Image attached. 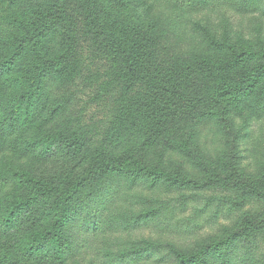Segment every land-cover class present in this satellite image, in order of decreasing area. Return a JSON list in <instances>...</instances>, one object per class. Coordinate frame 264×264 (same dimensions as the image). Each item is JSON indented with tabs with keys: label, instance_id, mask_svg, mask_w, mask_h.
<instances>
[{
	"label": "rangeland",
	"instance_id": "374dc122",
	"mask_svg": "<svg viewBox=\"0 0 264 264\" xmlns=\"http://www.w3.org/2000/svg\"><path fill=\"white\" fill-rule=\"evenodd\" d=\"M151 1L66 0L76 29L74 53L91 58L90 81L98 80L96 70L102 73L95 65L111 58L142 66L137 69L142 74L130 82L137 103L110 124L107 119L120 111H104L101 103L90 102L89 86L76 80L50 83L46 113L25 122L33 134L27 141L34 144L6 152L0 143V176L9 180L0 188V264H106L91 261L97 235L83 226L76 253L65 256L56 220L69 184L93 172L103 158L124 157L169 175L132 174L123 181L125 218L141 212L160 216L148 225L122 224L109 236L124 243L122 248L152 241L159 249L147 264H176L178 254H193L234 234L237 253L264 252V119L259 125L246 111L233 109L218 114L216 123L201 125L202 118L209 123L216 115L203 111L220 108L209 97L216 84L242 82L247 71L261 69L255 52H264L259 48L264 0L242 10L230 0H210L211 9L186 17L213 21L222 52L206 51L192 34L191 22L184 33L156 24L159 11ZM38 9L33 6L31 14L37 16ZM6 58L0 43V96L8 103L25 96L42 64L26 58L8 63ZM67 87V105L55 114ZM259 126L254 141L244 135ZM143 197L155 203L144 204ZM223 248L210 247L203 254L212 261Z\"/></svg>",
	"mask_w": 264,
	"mask_h": 264
},
{
	"label": "trees",
	"instance_id": "16d2710c",
	"mask_svg": "<svg viewBox=\"0 0 264 264\" xmlns=\"http://www.w3.org/2000/svg\"><path fill=\"white\" fill-rule=\"evenodd\" d=\"M211 1L152 0L151 6L159 11L157 14L159 18L155 19L156 24L163 23L170 30L184 33L187 30V23L191 22L192 34L197 36L202 46L206 47V51L220 50L222 52L223 46L213 21L208 18L194 20L186 18L191 13L211 9L209 4ZM230 1L231 5L239 7V10L246 6L254 8L260 2V0ZM33 6L39 7L37 16H35L36 12L31 14ZM227 25L224 28L229 27ZM75 32L74 20L66 12V0H0V43L6 51L5 61L11 63L26 58L27 61L34 59L33 65L42 64L41 69L34 70L33 79L29 82L25 96H14L8 103H5L4 97L0 96V143L6 152L16 151L20 149L19 147L26 149L34 144L27 141L33 134L26 127L25 122L32 116L46 113L51 82L56 83L61 80L69 84L68 81L76 80L79 86L81 83L89 86L87 98L90 102L101 103L104 111H120L119 114H113V117L107 119L110 124L120 119L129 107H135L136 91L133 90L130 82L142 74L141 70H137L142 66L135 68L127 62H115L111 58V62H100L95 65L102 69V73L96 70L98 80L93 83L89 78L93 71L89 62L91 58L86 59V56L74 53ZM262 43L259 48L264 51ZM255 53L261 59L258 63L261 69L247 71L243 76V83H229L226 86L216 84L209 97L214 101L213 104H220V108L216 107L209 112L203 111L202 114L216 115H210L209 123L202 118L201 125L214 124L220 119L221 115L218 117V114H228L233 109L246 111L250 114L248 118L260 125L264 119V72H262L264 52ZM67 90L68 96L55 107V114L65 109L67 105L65 100L70 97L68 87ZM246 118L247 116L244 119ZM243 130L246 131L241 129ZM258 130L260 126L257 129L253 127L244 135L249 138L253 136L254 141L258 137ZM187 140H191L189 135ZM202 160L206 161L205 158ZM132 174L149 177L169 175L159 168L139 163L132 157L103 158L100 166L95 167L93 172L65 188L61 196L62 214L56 220V226L59 229L57 236L61 240L60 244L63 246L65 256L76 253L75 248L81 239L79 231L83 226L87 227L88 232L93 230L97 235L92 262H100L98 259H101L106 264H147L150 261L151 255L159 249L158 244L151 241L143 244L141 248L128 249L121 247L124 243L120 245L116 240L109 239L112 233L121 229L122 224L125 227L133 224L148 225L150 221L160 216L159 212L151 215L141 212L126 218L122 215L120 201L126 191L123 181ZM8 182L9 180L6 181L0 176V188ZM142 203L151 205L155 202L143 197ZM77 226L78 231L75 230ZM52 228L55 229V222ZM231 237L233 238L234 234L211 246L202 247L193 254H178L176 264L196 261L199 264H264V252L258 255L252 253L248 255V251L237 253ZM215 246L224 248L210 261L203 253L211 252L212 250L208 248Z\"/></svg>",
	"mask_w": 264,
	"mask_h": 264
}]
</instances>
